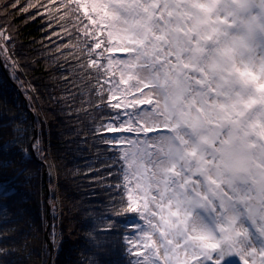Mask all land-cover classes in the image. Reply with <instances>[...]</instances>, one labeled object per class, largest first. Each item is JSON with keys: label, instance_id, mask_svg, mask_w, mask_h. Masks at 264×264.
Segmentation results:
<instances>
[{"label": "snow or ice", "instance_id": "1", "mask_svg": "<svg viewBox=\"0 0 264 264\" xmlns=\"http://www.w3.org/2000/svg\"><path fill=\"white\" fill-rule=\"evenodd\" d=\"M65 11L109 111L94 131L116 152L109 176L122 179L107 187L113 216L132 221L120 225L128 264H264V0ZM13 56L0 29V62Z\"/></svg>", "mask_w": 264, "mask_h": 264}, {"label": "trees", "instance_id": "2", "mask_svg": "<svg viewBox=\"0 0 264 264\" xmlns=\"http://www.w3.org/2000/svg\"><path fill=\"white\" fill-rule=\"evenodd\" d=\"M68 3L79 2L0 0V29L18 61L6 66L17 86L0 65V264H46L47 201L48 233L57 234L51 264H128L120 225L132 221L113 216L116 193L107 187L122 179L109 176L116 152L94 131L109 111L96 109L100 77L88 67L82 25L65 11ZM48 158L54 174L46 201L41 161ZM108 221L116 227L105 230Z\"/></svg>", "mask_w": 264, "mask_h": 264}, {"label": "water", "instance_id": "3", "mask_svg": "<svg viewBox=\"0 0 264 264\" xmlns=\"http://www.w3.org/2000/svg\"><path fill=\"white\" fill-rule=\"evenodd\" d=\"M0 65H1V68L4 71V73L6 74V76L13 82V84H15L17 86V84L9 76V74L7 72V69L4 66L3 62H0ZM18 91L23 96L25 106H26V108L30 112L31 120H32V123H33L34 117H35L34 111L31 110L30 107L28 106V99L25 96V94L23 93V91L20 88H18ZM36 134H37V129H36V126L33 125V136H32V138L30 140V148H31V151H32L33 156H35V157H36V155H35V150L33 148V142H34V138H35ZM38 160H40V159H38ZM41 162L43 164V179L46 182L48 170H47L46 167H44L45 162L44 161H41ZM48 196H49V187H48V184L46 182L45 183V199H46V201L48 200ZM46 208H47V212H46V221H45L44 237H45V242L47 243L48 251H49L48 259H47L46 264H51L52 257H53V246H52L51 238H50L49 233H48V231L50 229V205H49L48 201H47V204H46Z\"/></svg>", "mask_w": 264, "mask_h": 264}, {"label": "rangeland", "instance_id": "4", "mask_svg": "<svg viewBox=\"0 0 264 264\" xmlns=\"http://www.w3.org/2000/svg\"><path fill=\"white\" fill-rule=\"evenodd\" d=\"M78 2H79V3H80V2L90 3L91 0H78ZM12 60L15 61L13 57H12ZM14 65H15V63H12V64H11V66H14ZM5 67H6V66H5ZM118 75H119V74H118V72H117V76H118ZM44 167L47 168L48 173H52V175L54 174L53 170L51 169V160H50L49 158L46 160ZM49 171H50V172H49ZM50 175H51V174H50ZM53 233H54V232H53ZM53 233H52L51 235H49V236H50V238H51L52 246H53V251H54L55 248H56V244H57V236L53 235ZM56 235H57V234H56ZM45 243H46V242H45ZM46 245H47V243H46ZM47 247H48V246H47ZM240 264H242V262H240Z\"/></svg>", "mask_w": 264, "mask_h": 264}, {"label": "built area", "instance_id": "5", "mask_svg": "<svg viewBox=\"0 0 264 264\" xmlns=\"http://www.w3.org/2000/svg\"><path fill=\"white\" fill-rule=\"evenodd\" d=\"M49 172H50V171H49ZM49 174H52V173H49ZM53 235H55V236H56V233L54 232V233H53Z\"/></svg>", "mask_w": 264, "mask_h": 264}]
</instances>
